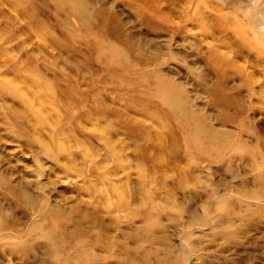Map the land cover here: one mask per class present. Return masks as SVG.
I'll use <instances>...</instances> for the list:
<instances>
[{
	"label": "rangeland",
	"instance_id": "1",
	"mask_svg": "<svg viewBox=\"0 0 264 264\" xmlns=\"http://www.w3.org/2000/svg\"><path fill=\"white\" fill-rule=\"evenodd\" d=\"M92 1L101 8L109 7L106 9L125 24L127 34L133 36V46H143L145 50H150L157 44V51L164 59L160 66H156L157 69L183 89L187 98L195 108L202 111L209 124L230 131L234 140L240 138L246 141L248 146L259 149L248 130L255 131L264 142V30H261L263 36L259 37V41L256 39L258 42L262 41V45L253 40L247 43L236 41L233 40L237 36L234 27L230 23L223 24L213 18L214 11L223 9L215 3L217 0H160L155 6L172 11L176 15L183 12L191 18L195 9H199L201 13H196L205 16L201 23L191 21L184 24V30L189 37L182 42L180 34L171 38L169 31L142 22L132 8L124 5L129 0ZM236 1L264 11V0ZM31 2L34 12L43 8L46 15L56 14L54 0ZM59 7L62 8L61 2ZM21 9L22 6L16 1L0 0V175L12 187L8 190L0 186V210L19 221L32 220L34 214L17 204V193L14 192L25 188L36 198L45 197L48 202L64 207L67 215L70 214V207L77 203L83 207L98 209L111 234L114 237L119 236L129 249L141 251V260L147 264H175L176 261L179 262L181 253L183 264H264V211L261 212L264 209L261 203L264 202L256 204L248 199L243 200L247 212L244 213L241 208V216L235 215L240 211L239 206L234 205L227 209L229 216L219 221L220 225L225 227L222 231L214 228V217L205 218L201 225L195 223V219L204 217L202 210H205V207L211 204L213 207L217 206L218 199H209V193L213 190H217L219 195L224 197L230 194L236 196L235 192H245L251 198L260 193L264 195V170L252 169L251 163L255 160L244 156L242 160L233 161L232 167L217 162L205 163L203 170L205 166L207 169L202 173L206 181L204 184L207 185L205 189L190 185L185 180L180 183V171L186 165L185 162L165 164L161 162V157L164 156L163 148L153 149L154 146L159 147L166 142L162 133L163 126L160 127L159 121L154 122L150 116L153 112L149 115L141 113V109L129 104L127 98H119V91H115L113 86L94 84L102 79L106 68L99 64L100 71H91L94 65L87 59V53L90 52L88 46H81V54L73 56L65 48L48 43L47 37L20 15ZM172 19L177 25V18L173 16ZM62 20H65L72 30L79 29V21L70 13L59 15V21ZM45 21L51 24L53 29L50 37L59 36L56 21L52 17L46 18ZM224 33L228 37H225ZM149 38L153 42H150L153 44L151 47L141 42L149 41ZM166 39L169 41L165 42ZM252 42L257 45L254 46ZM151 50L154 52L155 49ZM213 51L221 53L224 58L212 63L208 57ZM55 57H58V62H67L70 73H66L79 82L81 89L87 90V83L101 87L110 108H126L125 117L120 120L125 128H129L125 119L132 117L131 125L141 123L148 135L133 141L135 139L125 136V130L120 127L117 119L110 116L114 123L113 128L108 130L113 136L104 141L98 134L100 128L107 125L102 120L94 122L86 117H66L61 106L54 110L42 109L40 103L43 104L46 98L42 91L58 90L51 86L27 85V78L34 63L53 81L54 76L46 67L45 58L52 61ZM208 62H211L214 68ZM216 65L218 71L214 74ZM23 66L30 68L27 73H22ZM200 69L206 76L204 83L198 76L200 72H196ZM221 72L227 75V86L238 102L236 108L221 102L211 103L210 93L205 90V84L217 81L218 77L221 79ZM246 80H250L252 91L244 87ZM16 89L21 91L23 96L18 95ZM36 116L42 121L37 122ZM71 123L83 127L82 131L88 139L72 135L65 137L62 146L58 147L59 139L67 132L65 125ZM108 145H111L115 153H109ZM137 149L144 151L142 156L134 154ZM142 164L145 167H155L159 185L162 186L159 187L162 192L158 195V202L167 201L173 195L172 190L174 192L176 204L168 209L171 211V217L160 219L162 229L155 232L156 236L134 227L125 229L124 232L123 228L117 231L114 226L115 219L126 218L122 210H113L116 193L123 189L130 192L128 185L136 179L137 170ZM178 166L182 168L177 171ZM261 174L262 178L258 176ZM152 188L154 185H150V189ZM258 207L262 208L261 211L256 210ZM251 209L254 213L249 216ZM142 224L144 223L138 220L135 226ZM124 225L125 222L122 227ZM225 229L234 231L233 236L224 233ZM153 237L157 240L152 241ZM10 241L19 240L12 237ZM186 247L190 250L185 251ZM94 251L98 255H104L99 249ZM115 261V258L110 257L108 262L114 264ZM0 262L22 264L16 257L4 255L3 252H0Z\"/></svg>",
	"mask_w": 264,
	"mask_h": 264
},
{
	"label": "bare ground",
	"instance_id": "2",
	"mask_svg": "<svg viewBox=\"0 0 264 264\" xmlns=\"http://www.w3.org/2000/svg\"><path fill=\"white\" fill-rule=\"evenodd\" d=\"M13 1L22 6L20 15L39 33L45 35L48 43L65 48L73 56L81 54V46H88L90 52L87 53V59L94 65L91 71H100L99 64L106 68L102 79L99 82H94V84L103 83L113 86L115 91H119V95L117 94L119 98H127L129 104H134L141 109V113L149 115L153 112L150 116L154 122L159 121L160 127L163 126L164 129H161L166 138L164 145L154 146L153 149L161 150L163 148L164 156L161 157V162L165 164L185 162L186 165L183 168L177 167V171L182 168L180 183L185 180L190 185L193 184L205 189L207 185L204 184L206 181L202 176L203 171L207 169L205 166L203 170L205 163L217 162L232 167L233 161L242 160L245 158L244 156L255 160L254 163H251L253 170H264V142L262 138L252 129L248 130L251 137L255 138L258 145L256 146L260 149L255 150L240 138L234 140L230 136V131L218 129L209 124L202 111L195 108L187 98L183 89H180L175 81L157 69L156 66H160L164 61L157 51V44L152 47L155 49L154 52H152V48L145 50L143 46H133L135 44L133 36L128 35L125 24L107 10L109 7H106L107 9L101 8L92 0H54L56 14L51 16L46 15L43 8L34 12L31 0L29 2L24 0ZM159 1L129 0L124 5L132 8L131 10L145 24L169 31L171 38L180 34L182 42L189 37L184 30V24L191 21L201 23V19L205 17L196 13V11L201 13L199 9H195L194 16L191 18L183 12L176 15L172 11H166L155 6ZM59 2H61L62 8L59 7ZM215 3L223 9L214 11L213 18L219 22L222 21L223 24L230 23L234 27L236 35L240 39L235 36L236 38L233 40L243 43L253 40L262 45V41H258L262 35L261 30H264V11L243 5L242 2L236 0H217ZM46 5L48 6L47 3ZM235 11L240 14H236ZM62 13H70L74 16L79 21V29L74 31L65 20L60 22L59 15L61 16ZM173 16L177 18V25L172 19ZM50 17L56 21L59 36L50 37L53 29L51 24L45 21L46 18ZM243 17L249 20H245ZM224 35L227 36L225 33ZM168 41L166 39L165 42ZM141 42L149 44L150 47L153 46L150 44L152 42L150 38L149 41L141 40ZM252 44L256 46L255 43L252 42ZM223 58L224 55L213 51L208 60L215 63ZM53 59L51 61L45 58L46 67L54 76L53 81L47 78L46 72H41L33 62L28 61L33 64L30 76L27 78V85L33 87L35 85L38 87L51 86L58 90L42 91L46 96L44 103H40L42 109L54 110L57 106H61L64 108L66 117L77 116L81 119L86 117L94 122L102 120L108 125L101 127L98 132L104 141L113 136L108 130V128H113L114 123L110 116L117 119L120 127L125 130V136L135 139L133 141L148 135V131L141 123L131 125L132 117L125 119L127 126H129V128H125L120 120L124 119L126 108L124 110L110 108L109 101L101 87L87 83V90L81 89L79 82L66 73V71L70 73L67 62H61L60 59L58 62V57ZM211 62L208 63L213 67ZM154 67L156 68L153 69ZM217 67L216 65L214 74H217ZM29 69L28 66H23L22 73H27ZM196 72H200L198 76L204 83L206 76L202 74V70ZM220 76L221 79L218 77L217 81L205 84V90L211 96V103L221 102L223 105L235 106L238 102L227 86V75H223L221 72ZM36 81H38L37 84ZM249 83L250 80H246L244 87L246 86L252 91ZM16 92L23 96L21 91L16 89ZM237 112L240 113L239 110ZM36 119L37 122L42 121L39 116H36ZM224 121L227 122V119L224 118ZM133 122H135L134 118ZM65 127L66 135L59 139L58 147L62 146L65 137L72 135L88 139V136L82 131L83 127L77 126L76 123L66 124ZM108 147L110 154L115 153L111 145ZM143 152L142 149L134 150V154L139 156H142ZM240 153H244V155H239ZM144 164L138 168L136 179L129 183L130 192L128 193L123 189L120 193H116L115 201L112 204L113 210H122L126 218L124 220L115 219L116 224L114 226H116L117 231L123 228L122 231L124 232L125 229L134 227L156 236L155 232L162 229L160 219L171 217V211L168 209L175 206L176 203L173 190V195L167 201L158 202L160 200L158 195L162 192L159 189L162 187L159 185V177L155 167H145ZM160 167L163 169L161 165ZM258 176L262 178V174ZM150 185H154V188L150 189ZM0 186H4L8 190L12 189L1 175ZM14 192L17 193V204L23 206L29 213H33L34 217L32 220L19 221L0 210V252H3L4 255L16 257L22 264H111L108 262L110 257L115 258L114 264H147L141 260L143 257L141 251L129 249L119 236L114 237L111 234L109 226L104 223V217L98 212V209L83 207L77 203L70 207V214L67 215L64 212V207L48 202L45 197L36 198L29 194L25 188H19ZM167 193L170 195L169 191ZM235 194L236 196L230 194L224 197L219 195L217 190L211 191L209 199H218V204L214 207L212 204L205 207V210H202L204 217L195 219L196 225H201L205 218L214 217L212 219L214 228L222 231L225 227L220 225L219 221L221 222L223 218L229 216V212H226L227 209L237 205L240 211L235 215L241 216L242 209H244V213L247 212L245 209L247 206L243 205V200L248 199L249 202L252 201L256 204L264 202L262 193L253 198L245 192L241 194L235 192ZM261 204L264 206L263 203ZM261 209L258 207L256 210L261 211ZM263 211L264 209L261 212ZM73 212L76 214H72ZM253 213L254 211L251 209L248 215L252 216ZM138 220L144 224L136 227L135 224ZM124 222L125 225L122 227ZM225 232L227 235L233 236L232 232L234 231L225 229ZM12 237H16L19 241L11 242ZM155 239L153 237L152 241ZM187 245L190 244L187 243ZM186 248L185 251L190 250L188 247ZM98 249L104 255L96 254L94 250ZM183 260L181 253L179 262L176 261L175 264H183Z\"/></svg>",
	"mask_w": 264,
	"mask_h": 264
}]
</instances>
